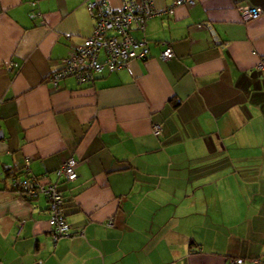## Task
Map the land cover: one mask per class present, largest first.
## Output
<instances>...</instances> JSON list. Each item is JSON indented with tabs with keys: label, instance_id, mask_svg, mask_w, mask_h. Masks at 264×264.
<instances>
[{
	"label": "crops",
	"instance_id": "1",
	"mask_svg": "<svg viewBox=\"0 0 264 264\" xmlns=\"http://www.w3.org/2000/svg\"><path fill=\"white\" fill-rule=\"evenodd\" d=\"M87 1L0 0V264L264 257V0L178 7L148 22L147 61L55 89L48 77L93 32ZM244 7L262 14L244 23ZM70 157L79 178L59 189L83 235L55 244L48 200L23 197L13 178L56 182Z\"/></svg>",
	"mask_w": 264,
	"mask_h": 264
},
{
	"label": "built area",
	"instance_id": "2",
	"mask_svg": "<svg viewBox=\"0 0 264 264\" xmlns=\"http://www.w3.org/2000/svg\"><path fill=\"white\" fill-rule=\"evenodd\" d=\"M121 4V8L116 9L107 0L87 1V9L94 23L93 32L83 44L64 58L60 68L48 77L53 88H59L62 81L70 78L80 85L93 84L97 77L105 73H115L132 61H147L150 57L146 35L148 22L162 16H173L176 8L193 6L195 0H174L171 6L163 10L157 9L153 0H121ZM239 11L244 23L262 14L261 10L252 7L240 8ZM161 46V60H173V49L167 43H161ZM258 68L264 69V59ZM161 129L160 125H155L152 132L159 136ZM80 163L79 158L67 159L55 172L58 179L56 182L38 177H30L29 182L13 179L15 189L20 190L23 197L35 199L42 195L48 200L49 225L55 244L62 239L83 235L82 232H72L63 210L64 195L59 189L61 180L69 183L78 180ZM22 225L23 223H20V226ZM108 225L112 226L111 220ZM249 262L264 264V257Z\"/></svg>",
	"mask_w": 264,
	"mask_h": 264
},
{
	"label": "trees",
	"instance_id": "3",
	"mask_svg": "<svg viewBox=\"0 0 264 264\" xmlns=\"http://www.w3.org/2000/svg\"><path fill=\"white\" fill-rule=\"evenodd\" d=\"M161 131H162V129H161ZM161 134V133H160ZM160 136V135H159ZM13 179H19V177H17V176H15ZM19 180H21V179H19ZM18 191H20V190H18Z\"/></svg>",
	"mask_w": 264,
	"mask_h": 264
},
{
	"label": "bare ground",
	"instance_id": "4",
	"mask_svg": "<svg viewBox=\"0 0 264 264\" xmlns=\"http://www.w3.org/2000/svg\"><path fill=\"white\" fill-rule=\"evenodd\" d=\"M17 192H19V191H17ZM17 192H16V193H17ZM19 193H21V192H19ZM17 194H18V193H17Z\"/></svg>",
	"mask_w": 264,
	"mask_h": 264
}]
</instances>
